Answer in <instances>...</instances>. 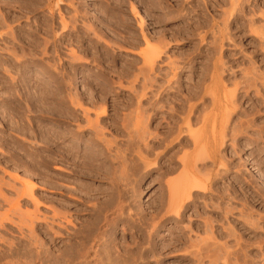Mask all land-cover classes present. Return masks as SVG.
Wrapping results in <instances>:
<instances>
[{
    "label": "rangeland",
    "instance_id": "rangeland-1",
    "mask_svg": "<svg viewBox=\"0 0 264 264\" xmlns=\"http://www.w3.org/2000/svg\"><path fill=\"white\" fill-rule=\"evenodd\" d=\"M147 57L156 61L151 68ZM140 115L147 140L139 135ZM183 137L188 143L179 144ZM199 148L202 156L195 155ZM186 163L202 174L187 173ZM194 181L206 189L175 214L179 202L170 203V186ZM30 182L37 207L26 195ZM118 193L124 204L115 209ZM104 209L138 218L119 221L102 236L103 260L94 251L70 259ZM27 211L40 219L31 229L20 223L19 213ZM4 213L0 264H34L26 253L32 239L42 245L37 250L64 255L63 264H103L108 254L104 264H226L225 250L230 264H264V0H0L1 218ZM249 223L252 229L257 223L256 231Z\"/></svg>",
    "mask_w": 264,
    "mask_h": 264
},
{
    "label": "bare ground",
    "instance_id": "bare-ground-1",
    "mask_svg": "<svg viewBox=\"0 0 264 264\" xmlns=\"http://www.w3.org/2000/svg\"><path fill=\"white\" fill-rule=\"evenodd\" d=\"M233 7H234V6H233ZM234 8H235V7H234ZM63 18H64V17H63ZM63 18H62V19H63ZM65 25H66V24H65ZM222 36H223V35H222ZM221 42H223V41L221 40ZM221 45H222V44H221ZM221 45H220V46H221ZM149 54H150V53H149ZM158 54H159V53H156V54H155V53H151V57H152V55L154 56L152 59H155V56H156V55H157L156 58H158ZM146 59H147V60H146ZM152 59H150V57L145 58V61H146V63H147L146 65H149V64L152 63V62L154 63L155 60H154V61H151ZM148 60H149V61H148ZM147 61H148V62H147ZM149 62H150V63H149ZM148 63H149V64H148ZM153 63H152V64H153ZM155 63H156V61H155ZM152 64H150V65H151L150 68L152 67ZM148 67H149V66H148ZM153 68H154V67H153ZM153 68H152V69H153ZM152 69H151V70H152ZM175 73H176V72H175ZM173 75H174V73H173ZM175 75H176V74H175ZM205 95H206V94H205ZM143 97H145V96H142V98H143ZM75 99H76V98H75ZM203 99H204V97H203ZM207 99H208V98H207ZM212 100H213V99H211V101H212ZM76 101H78V99H76ZM141 102H142V101H141ZM211 103H212V102H211ZM151 105H152V103H151ZM153 105H154V103H153ZM187 105H188V104H187ZM185 106H186V105H185ZM188 106H189V105H188ZM203 106H204V105H203ZM206 107H208V106H206ZM182 108H183V107H182ZM185 108H188V107H184V109H185ZM195 108H196V107H195ZM197 108H198V107H197ZM144 109H145V108H144ZM196 110H197V109H196ZM187 111H189V110H187ZM182 112H184V110H183ZM196 112H197V111H196ZM201 112H202V111H201ZM227 112H228V111H227ZM184 113L186 114V110H185ZM190 114H191V113H190ZM192 114H193V112H192ZM175 115H176V114H175ZM187 116H188V114H187ZM190 116H191V115H190ZM229 116H230V114H229ZM195 117H196V116H195ZM195 117H194V118H195ZM203 117H204V116H203ZM140 118H141V115H140ZM173 118H174V117H173ZM190 118H191V117H190ZM197 118H198V117H197ZM201 118H202V114H201ZM227 118H228V116H227ZM138 119H139V118H138ZM141 119H142V118H141ZM141 119L138 121L139 126H142V127H139V129H141V128L144 127V130H143V131L140 130V133L137 131L136 133H139L140 137H141V138H144L145 135H146L145 132H147L148 130H146V125H145L146 123H143V119H142V120H141ZM229 119H230V118H229ZM194 120H195V119H194ZM198 120H199V119H198ZM88 121H89V119H88ZM196 121H197V120H196ZM196 121L194 122L195 124H197ZM225 121L227 122L228 120L226 119ZM96 122H97V121H96ZM183 122H184V121H183ZM199 122H200V120H199ZM138 123H137V124H138ZM173 123H174V122H173ZM188 123H189V122H188ZM188 123H187V124H188ZM89 124H90V123H89ZM140 124H141V125H140ZM189 124H191V123H189ZM143 125H145V126H143ZM193 125H194V124H193ZM203 125H204V124H203ZM92 126H93V125H92ZM137 126H138V125H137ZM171 126L173 127L174 125H171ZM171 126H170V127H171ZM194 126H195V125H194ZM208 126H209V125H208ZM224 126H225V128H226L227 125H224ZM170 127H169V128H170ZM180 127H181V126H180ZM190 127H191V126H190ZM227 127H228V126H227ZM184 128H186V130H183V131H186V132L189 131V130H187L188 127H184ZM184 128H183V129H184ZM191 128H192V127H191ZM191 128H190V131H192ZM225 128H224V130H226ZM91 129H92V128H91ZM139 129H138V130H139ZM181 129H182V128H181ZM200 129H201V128H200ZM169 130H170V129H169ZM169 130H168V131H169ZM193 130H194V132H195L196 129L193 128ZM197 130H198V129H197ZM213 130H214V129H213ZM236 130H238V129H236ZM171 131H172V130H171ZM174 131H175V130H174ZM198 131H199V130H198ZM98 132H101V133H98L99 135L102 134V131H98ZM194 132H193V133H194ZM196 132H197V131H196ZM196 132H195V134H196ZM225 132H226V131H225ZM236 132H238V131H236ZM236 132H235V133H236ZM82 133H83V131H82ZM136 133H135V137H136ZM148 133H149V132H147V134H148ZM170 133H171V132H170ZM181 133H182V132H181ZM183 133H184V132H183ZM197 133H199V132H197ZM223 133H224V132H223ZM235 133H234V135H235ZM62 134L65 135V133H62ZM62 134H61V137H62ZM144 134H145V135H144ZM167 134H168V133H167ZM224 134H226V133H224ZM133 135H134V134H133ZM137 135H138V134H137ZM148 135H149V134H148ZM172 135H173V134H172ZM172 135H171V136H172ZM185 135H186V134H185ZM187 135H188V134H187ZM187 135H186V136H187ZM237 135H238V133H237ZM102 136H103V135H102ZM164 136H165V138H166V135H164ZM175 136H176V135H175ZM61 137H60V135H59V138H61ZM103 137H104V136H103ZM138 137H139V136H138ZM167 137H169V135H168ZM176 137H177V136H176ZM188 137H189V136H188ZM223 137H224V136H223ZM136 138H137V137H136ZM146 138H147V137H145V139H146ZM165 138H164V139H165ZM190 138H191V137H189L188 139L190 140ZM93 139H94V138H93ZM93 139H92V140H93ZM96 139H98V138H96ZM96 139H94V141H95ZM132 139H134V137H133ZM132 139H131L130 141H132ZM160 139H161V138H160ZM162 139H163V137H162ZM178 139H179V138H178ZM188 139H186L185 137L181 138L180 141H179V144H186V143H188ZM191 139H192V140H191V141H192L191 143H194V142L196 143V141H202V137L194 138V140H193V138H191ZM59 140H60V139H59ZM62 140H63V139H62ZM62 140H61V141H62ZM101 140H102V139H101L100 136H99V140H96L95 142H97V141L101 142ZM105 140H106V139H105ZM142 140L144 141V139H141V140H140V138H139V140L137 139L138 142H139V141L142 142L141 145H143V141H142ZM146 140H147V139H146ZM171 140H172V139H171ZM176 140H177V139H176ZM212 140H213V139H212ZM224 140H225V139H224ZM161 141H162V140H161ZM163 141L166 142V141H167V138H166V140H163ZM174 141H175V140H173L172 142H174ZM184 141H185V143H184ZM193 141H194V142H193ZM213 141H214V140H213ZM62 142H63V141H62ZM75 142L77 143V142H79V140L75 138ZM91 142H93V141H91ZM135 142H136V141H135ZM138 142H137V143H138ZM144 142H145V141H144ZM150 142H151V141H150ZM150 142H149V143H150ZM153 142H154V141H153ZM189 142H190V141H189ZM223 142H224V141H223ZM146 143H147V142H146ZM168 143H169V142H168ZM174 143H178V142L176 141V142H174ZM200 143H201V142H200ZM103 144H104V146L106 145V143H103ZM153 144H154V143H153ZM164 144H165V143H164ZM202 144H203V143H202ZM98 145H100V143H98ZM128 145H129V147H130L129 142H128ZM166 145H167V144H166ZM166 145H165V146H166ZM172 145H173V144H172ZM172 145H171V146H172ZM190 145H192V144H190ZM92 146H93V145H92ZM104 146H103V147H104ZM106 146H108V142H107V145H106ZM132 146H133V145H131V147H132ZM144 146H145V143H144ZM144 146H143V148H144ZM146 146H147V145H146ZM146 146H145V148H146ZM155 146H156V145H155ZM185 146H187V145H185ZM185 146H184V147H185ZM193 146H194V145H193ZM198 146H199V145H198ZM201 146L203 147V145H201ZM213 146H214V145H213ZM76 147H78V145H76ZM95 147H96V146H95ZM95 147H93V148H95ZM135 147H136V146H134V149H136ZM182 147H183V146H182ZM184 147H183V148H184ZM190 147H191V146H190ZM74 148H75V147H74ZM81 148H82V147H81ZM138 148H139L140 151H141V148L139 147V145H138ZM143 148H142V151L145 150V148H144V149H143ZM176 148H177V147H176ZM180 148H181V147H180ZM186 148H187V147H186ZM72 149H73V148H72ZM202 149H203V148H202ZM202 149H201V150H202ZM69 150H71V147H70ZM78 150H79V149H78ZM91 150H92V149H91ZM96 150H98V149H96ZM96 150H95V151H96ZM136 150H138V149H136ZM146 150H147L148 152H150V151L152 150L151 145H150V146H147ZM146 150H145V151H146ZM179 150H180V149H178L177 151H179ZM182 150H183V149H182ZM197 150H198V149H197ZM203 150H204V149H203ZM72 151H74V150H72ZM133 151H134V150H133ZM142 151H141V152H142ZM177 151H176V152H177ZM68 152H69V151H68ZM70 152H71V151H70ZM70 152H69V153H70ZM75 152H76V151H74V153H75ZM151 152H153V151H151ZM197 152L199 153L200 156H202V154H200V153H201V152H200V148H199L198 151H196V154H195V155H197ZM71 153H72V152H71ZM81 153H82V152H81ZM85 153H86V152H85ZM87 153H88V152H87ZM87 153H86V154H87ZM89 153H91V152H89ZM89 153H88V154H89ZM133 153L135 154V152H133ZM138 153H139V151H138ZM138 153H136V154H138ZM72 154H73V153H72ZM72 154H68V155L70 156V155H72ZM77 154H78V151H77ZM77 154H74V155H77ZM82 154H84V153H82ZM142 154H144V153H142ZM145 154H146V152H145ZM145 154H144V155H145ZM102 155H103V154H102ZM81 156H82V155H81ZM84 156H85V155H84ZM90 156H92V154L89 155V159L91 158ZM96 156H99V153H98V155L96 154ZM116 156H117V155H116ZM130 156H132V155H130ZM140 156H141V154H140ZM142 156H143V155H142ZM142 156H141L140 158H142ZM86 157H87V156H86ZM124 157H125V156H124ZM124 157H123V158H124ZM136 157H137V156H135V158H136ZM147 157H148V156H147ZM147 157H146V158H147ZM190 157H191V156H190ZM197 157H198V156H197ZM197 157H195V158H197ZM76 158H77V157H76ZM78 158H79V157H78ZM82 158H84V157L82 156ZM100 158H101V157H100ZM115 158H118V156L115 157ZM115 158H114V159H115ZM125 158H126V157H125ZM130 158H131V157H130ZM143 158H144V156H143ZM143 158H142V159H143ZM185 158H186V157H185ZM187 158H188V157H187ZM200 158H201V157H200ZM73 159H74V158H73ZM84 159H85V158H84ZM92 159H95V158L92 157ZM144 159H145V158H144ZM179 159H184V157H183V158L180 157ZM201 159H202V160H200L201 163H202V161H205V159H204V160H203V158H201ZM75 160H76V159H75ZM75 160H74V161H75ZM85 160H86V159H85ZM90 160H91V159H90ZM116 160H117V159H116ZM118 160H120V159H118ZM122 160H123V159H122ZM124 160H125V159H124ZM135 160L137 161L138 159L136 158ZM140 160H141V159H139L138 161H140ZM184 160H187V159H184ZM96 161H97V160L95 159V162H96ZM99 161H100V160H99ZM136 161H135V162H136ZM138 161H137V163H139ZM173 161H174V160H173ZM187 161H188V160H187ZM76 162H77V160H76ZM76 162H75V163H76ZM81 162H82V161H81ZM91 162H93V161L91 160ZM91 162L89 161L90 164H91ZM140 162H141V161H140ZM142 162H143V161H142ZM79 163H80V162H79ZM83 163H85V161H84ZM83 163H82V165H83ZM119 163H121V162H119ZM148 163H149V162H148ZM192 163H193V162H192ZM192 163H190V164H189V163H188V164L186 163V165H185V169L189 170V171H187V173H190V175H191V172L193 171V169H195V171L198 170V169L196 170L195 165H193ZM201 163H200V164H201ZM77 164H78V163H77ZM92 164H93V163H92ZM142 164H144L145 166L147 165L146 163H142ZM150 164H151V163H150ZM154 164H156V163L154 162ZM176 164H177V163H176ZM82 165H78V166H82ZM84 165H85V164H84ZM84 165H83V166H84ZM93 165H94V164H93ZM134 165H135V164H134ZM139 165H140V163H139ZM144 165H143V166H144ZM148 165H149V164H148ZM118 166H119L120 169H121V166H120V165H118ZM143 166H142V168H143ZM150 166H151V165H150ZM150 166H146V167H150ZM173 166H174V165H173ZM183 166H184V165H183ZM204 166H205V165H204ZM128 167H129V166H128ZM139 167H141V165H140ZM139 167H138V165L136 166V168H139ZM146 167H145L144 169H146ZM178 167H179V166H178ZM194 167H195V168H194ZM79 168H80V167H79ZM91 168H92V167H91ZM130 168H131V167H130ZM130 168L127 169V170H130ZM181 168L184 170L183 167H181ZM82 169H83V168H82ZM92 169H93V168H92ZM123 169H124V167H123ZM132 169H133V171H134V167H132ZM149 169H150V168H149ZM173 169H174V168H173ZM86 170H87V169H86ZM98 170H100V169H98ZM98 170H97V171H98ZM115 170H116V169H115ZM117 170H119V169H117ZM136 170H138V169H136ZM139 170H140V169H139ZM139 170H138L137 172H141V174H142L143 169H141L142 171H139ZM174 170H175V169H174ZM176 170H177V169H176ZM79 171H80V170H79ZM82 171H83V173H84L85 169L82 170ZM124 171H125V169H124ZM131 171H132V170H131ZM185 171H186V170H184L183 172L185 173ZM117 172H118V171H117ZM129 172H130V171H129ZM193 172H194V171H193ZM85 173H86V171H85ZM96 173H97V172H96ZM98 173H99V172H98ZM115 173H116V172H115ZM131 173L134 174V172H131ZM131 173H129L128 175H130ZM143 173H144V172H143ZM145 173H146V172H145ZM200 173H201V171H200ZM200 173L197 171V174H198V175L196 174V176H199ZM78 174H79V173H78ZM86 174L89 175V172L86 173ZM86 174H85V175L83 174V175L86 176ZM117 174H118V173H117ZM149 174H150V173H149ZM201 174H202V173H201ZM201 174H200V175H201ZM216 174H219V173H216ZM79 175H82V174L80 173ZM83 175H82V176H83ZM88 175H87V176H88ZM128 175H126L127 178H128ZM134 175H135V174H134ZM179 175H181V173H180ZM179 175H178V178H180L181 176H183V174H182L181 176H179ZM212 175H213V174H212ZM89 176H91V175H89ZM98 176H99V174H98ZM132 176H133V175H132ZM192 176H193V175H192ZM192 176H191V178H192ZM216 176H217V175H216ZM216 176H215V177H216ZM112 177H113V176H112ZM129 177H131V176H129ZM135 177L137 178V176H135ZM139 177H140V176H139ZM139 177H138V178H139ZM185 177H186V178H185ZM185 177H181V178L187 179L188 175H186ZM200 177H201V176H200ZM213 177H214V176H213ZM14 178H15V177H14ZM18 178H19V177H17V179H18ZM96 178H97V177H96ZM136 178H135V179H136ZM138 178H137V179H138ZM189 178H190V177H189ZM189 178H188L187 180H188V181H191V180H189ZM115 179H116V178H114V179L112 178V181L115 180ZM130 179H131V178H130ZM130 179H129V180H130ZM174 179H175V178H174ZM174 179H173V180H174ZM211 179H212V178H211ZM117 180H118V178H117ZM117 180H116V181H117ZM119 180H120V179H119ZM126 180H128V179H126ZM126 180H125V181H126ZM129 180H128L127 182H129ZM197 180H199V179H197ZM120 181H121V180H120ZM137 181H138V180H137ZM137 181H136V182H137ZM185 181H186V180H185ZM118 182H119V181H118ZM195 182H196V181H194V184H191V185L187 184V185H189V187H183V188L181 187L182 185L180 186V187H181V188H180V187H177V185H175L174 182H173V183L171 182L173 186H170V189H169V190H170V194H169V195H171V197H170V199H169V200H170V203L173 204V203H176L177 201L179 202V205L176 203V205H177V208H176L177 212H176L175 209H174L175 211L171 210V211L175 212V214H178V211H179V208H181V204H182V202H185L186 199H189L190 197L192 198V196H193L192 194H193L194 192H201L202 189H206V186L202 185V183H199V182H198V183H197V182L195 183ZM167 183H170V182H167ZM167 183H166V184H167ZM134 184H135V183H134ZM205 184H206V182H205ZM209 184L211 185V183H209ZM30 185H31V188H30L29 192H28L26 195L28 196L27 198H29L28 200H31V202H33V203L35 204V206L37 207V206L39 205V203H40V200H39L38 198H36V197L33 195V189H34L35 185H34V184H31V182H30ZM168 185H170V184H167L166 186H168ZM183 185H184V184H183ZM184 186H185V185H184ZM118 187H119V186H118ZM133 187H134V186H133ZM208 187H209V186H208ZM135 188H136V187H135ZM135 188H134V189H135ZM167 188H168V187H167ZM167 188H166V189H167ZM115 189H116V188H114V190H115ZM117 189H118V188H117ZM136 189H138V188H136ZM199 189H200L201 191H200ZM92 190H93V189H92ZM210 190H211V188H210ZM119 191H120V190H119ZM119 191H116V192H119ZM203 191H205V190H203ZM113 192H114V191H113ZM113 192H112V194H113ZM132 192H133V191H132ZM135 193H137V192H135ZM135 193H134V195H136ZM201 193H202V192H201ZM22 194H24V193H22ZM160 194H161V193H160ZM166 194L168 195V193H166ZM197 194H198V193H197ZM110 195H111V194H110ZM115 195H116V193H115ZM129 195H130V194H129ZM162 195H163V194H162ZM169 195H168V196H169ZM163 196H164V195H163ZM195 196H196V195H195ZM110 197H113V196L111 195ZM131 197H132V193H131ZM196 197H197V196H196ZM122 198H123V196L121 195V193H118L117 196H114L112 199L110 198V199L112 200V203H111V204H114V208H115V209H116V208H119V207H115L117 204L119 205L121 202L123 203L124 200L122 201ZM167 198H168V197H167ZM19 199H20V198H19ZM19 199H18V200H19ZM133 199H134V198H133ZM162 199H164V198H162ZM162 199H161V201H162ZM193 199H194V198H193ZM12 200H14V199H11V202H12ZM176 200H177V201H176ZM191 200H192V199H191ZM126 201H127V199H126ZM126 201H125V202H126ZM175 201H176V202H175ZM187 201H188V200H187ZM189 201H190V199H189ZM194 201H195V200H194ZM109 202H110V200H109ZM192 202H193V201H192ZM14 203H16L17 208L19 209L20 206H19V204H18L17 199H16V201H15ZM170 203H169V204H170ZM107 204H109V203H107ZM115 204H116V205H115ZM123 204H124V203H123ZM126 204H127V203H125V205H126ZM130 204H132V203H130ZM169 204H168V205H169ZM184 204H185V203H184ZM13 205H14V204H13ZM120 205H121V204H120ZM132 205H133V204H132ZM132 205H131V206H132ZM162 205H163V203H162ZM110 206H113V205H110ZM110 206H109V208H110V212H111V209H112V208H111ZM163 206H164V205H163ZM183 206L186 207L187 205L185 204V205H183ZM228 206H229V205H228ZM12 207H13V206H12ZM14 207H15V206H14ZM103 207L105 208V207H106V204H105V206H103ZM103 207H102V208H103ZM170 207H171V205H170ZM173 207H174V206H173ZM109 208H107V210H108ZM114 208H113V209H114ZM136 208H137V207H136ZM162 208H163V207H162ZM162 208H161V209H162ZM230 208H231V207H230ZM105 209H106V208H105ZM105 209H104V211H101V213H100L98 216L96 215L97 218L95 219L94 222H92V225H91L88 229L85 228L86 231H83V232H85V233H84L83 235L81 234V235H82V238H81V239H82L81 246H78V245H77L78 247H80V249H78V250H76V251H74V252L69 251V252H70V257H69V258H70V259H73V258H75V257H77V256H78V258L80 257V258H83V259H84V258H86V257H89V256H86L88 252H90V251H94V252L96 253V257H101V259L103 260V255H102V254H104V253H102V252H103L102 245H103L104 243L99 242V244H98L97 242L100 241V240L102 239V236H103L104 234H106L107 232L114 231V230L117 228L116 226H117V224H118L119 221H124L125 219H128V220L130 219V220H132L133 217H134V216H133L132 218L129 217L132 213H130V215L128 216V215H127L128 212H127V213H126V212L123 213V211H122V212H119V211H118L119 209L116 210V211H118L119 213L116 212L117 214H114V213L112 212L114 215H112V216H108L107 214L103 213V212H106ZM113 209H112V210H113ZM168 209H169V208H168ZM172 209H173V208H172ZM232 209H233V208H232ZM232 209H231V210H232ZM19 210H20V209H19ZM101 210H102V209H101ZM121 210H122V209H121ZM121 210H120V211H121ZM234 210H235V208L233 209V211H234ZM13 211H14V210H13ZM20 211H21V210H20ZM20 211H18V212H20ZM99 211H100V210H99ZM114 211H115V210H114ZM129 212H130V211H129ZM141 212H142V211H141ZM222 212H223V211H222ZM237 212H238V211H237ZM15 213H16V211H15ZM25 213H26V214H23L22 212L19 213V215H20V223H21L22 225H24V226H28V227L31 229V228H33V224H34L35 220H39V221H40V219H39L38 216H36V214H37L36 211H35V212L27 211V212H25ZM98 213H99V212H98ZM112 213H111V214H112ZM125 213H126L127 216H123V214H125ZM136 213H137V212H136ZM235 213H236V212H235ZM240 213H242V210H241ZM243 213H245V212H243ZM248 213H249V212H248ZM252 213H253V211H252ZM4 214H5V213H4ZM16 214H18V213H16ZM56 214H57V213H54V215H56ZM224 214H225V212H224ZM238 214H239V212H238ZM246 214H247V212H246ZM249 214H251V212H250ZM19 215H18V216H19ZM24 215H25V216H24ZM133 215H134V214H133ZM136 215H138V214H135V217L138 218ZM179 215H180V213H179ZM227 215H228V214H227ZM243 215H244V214H243ZM256 215H258V214H256ZM1 216H2V215H0V220L3 219V218L8 219L7 216H9V215L5 214V215H3L2 218H1ZM52 216H53V215H52ZM140 216H141V215H140ZM169 216H170V215H169ZM225 216H226V215H225ZM225 216H224V217H225ZM241 216H242V215L240 214V217H241ZM247 216H249V215L247 214ZM247 216H246V217H247ZM251 216H252V215H251ZM261 216H262V215H261ZM261 216H260L259 219H261ZM56 217H58V216L56 215L55 218H56ZM135 217H134V218H135ZM143 217H144V216H143ZM224 217H223V218H224ZM232 217H233V216H232ZM254 217H255V215H254ZM258 217H259V216H257V218H258ZM45 218H46V217H45ZM45 218H44V219H45ZM51 218H52V220H54V219H53L54 217H51ZM59 218H60V217H59ZM141 218H142V217H141ZM170 218H171V217H170ZM234 218H235V217H234ZM242 218H243V216H242ZM247 218H248V217H247ZM247 218H246V219H247ZM252 218H253V217H252ZM252 218H251L250 220H249V219H248V220L251 221ZM60 219H61V218H60ZM142 219H143V218H142ZM144 219H145V218H144ZM144 219H143V221L145 222ZM225 219H226V217H225ZM235 219H236V218H235ZM239 219L241 220V218H239ZM244 219H245V216H244V218H243L242 220H244ZM130 220H129V221H130ZM133 220H134V219H133ZM133 220H132V221H133ZM136 220H137V219H136ZM147 220H149V218H148ZM233 220H234V219H233ZM236 220H237V219H236ZM253 220H256V219L253 218ZM257 220H258V219H257ZM54 221H55V220H54ZM68 221H70V220H68ZM129 221H128V222H129ZM137 221H138V220H137ZM164 221H166V220H164ZM228 221H230V220H228ZM238 221H239V220H238ZM238 221H237V222H238ZM245 221H246V220H245ZM70 222H71V221H70ZM124 222H126V221H124ZM134 222H135V221H134ZM146 222H148V221H146ZM146 222H145V224H146ZM232 222H233V221H232ZM239 222H240V221H239ZM239 222H238V223H239ZM242 222H244V221H242ZM254 222H255V221H254ZM256 222H257V221H256ZM258 222H259V221H258ZM14 223L16 224V222H14ZM37 223H38V222H37ZM142 223H143V222H142ZM151 223H152V222H151ZM240 223H241V222H240ZM244 223H245V222H244ZM251 223H253V221H251ZM39 224H40V223H39ZM59 224H62V221H61V223H59ZM131 224H132V223H131ZM136 224H137V222H136ZM147 224L150 225V223H147ZM147 224H146V225H147ZM242 224H243V223H242ZM256 224H257V223H256ZM256 224L254 223L255 226H256ZM259 224H260V223H259ZM0 225H3V224H2V221H0ZM128 225H129V224H128ZM137 225H139V223H138ZM146 225H145V226H146ZM246 225H247V224H246ZM251 225H252V224H251ZM254 225H253V229H252L251 226H250V223H249V227L251 228V229H250L251 231H252V230H253V231L255 230ZM140 226H141V225H140ZM142 226H144V225L142 224ZM239 226H240V225H239ZM244 226H245V225H244ZM257 226H258V225H257ZM257 226H256V228H258ZM147 227H148V226H147ZM151 227H152V225H150V228H151ZM153 227H154V226H153ZM225 227H226V226H225ZM230 227H231V225H230ZM66 228H67V227H66ZM223 228H224V226H223ZM235 228H236V227H235ZM235 228H233V229H235ZM246 228H248V226H247ZM85 229H83V230H85ZM141 229H143V228H141ZM145 229H146V228H145ZM151 229H152V228H151ZM151 229H150V230H151ZM237 229H238V227H237ZM237 229H236L235 231H238ZM150 230H149V232H150ZM224 230H225V228H224ZM226 230H227V229H226ZM144 231H145V230H144ZM246 231H247V230H246ZM246 231H245V232H246ZM248 231H249V230H248ZM255 231H256V230H255ZM80 232H81V231H80ZM83 232H81V233H83ZM219 232H221V231H219ZM222 232H223V231H222ZM224 232H225V234L227 233L226 231H224ZM231 232L233 233L232 229H231ZM154 233H155V231H154ZM111 234H112V233H111ZM147 234H148V233H147ZM77 235H78V233H77ZM77 235H76V237H78ZM106 235H107V234H106ZM106 235H105V236H106ZM234 235L236 236L235 233H234ZM105 236H104V237H105ZM230 236H232V235H230ZM107 237H108V236H107ZM149 237H150V236H149ZM109 239H110V238H109ZM109 239H108V240H109ZM238 239H239V237H238ZM238 239H237V240H238ZM108 240H105V241H108ZM206 240H209V241H210V239H206ZM214 240H215V238H214ZM214 240H213V241H214ZM237 240H236V241H237ZM239 240H240V239H239ZM31 241H33L34 244H33V248H32V244H30V243L28 242V243L30 244L31 247H30L29 249L27 248V249H28V252H26V253L28 254V255H27V256H28V257H27V259H28L27 263H34V264H35L36 262H39L40 264H61V263H62V261H63L62 258H64V255H63L62 258H61V255H62V254H61L60 257H59V256H57V255L55 256L54 254H50V253L47 252V251L45 252V250H44V252H42V250H37V248H41V249H43V248H42V245H41V247H38V246H40L41 243H40L39 241H38V242H39L40 244H39V243H35V241H34L33 239H32ZM79 241H81V240H79ZM149 241H150V239H149ZM36 242H37V239H36ZM109 242H110V241H109ZM238 242H239V241H238ZM263 242H264V241H263ZM31 243H32V242H31ZM107 243H108V242H107ZM110 243H111V242H110ZM207 243H208V242H207ZM212 243L216 245L217 242H212ZM137 244H138V243H137ZM137 244H136V245H137ZM223 244H225V243H223ZM104 245H107V246H105L106 248L104 247V248L107 250V248H108V244H104ZM104 245H103V246H104ZM140 245H142V244H140ZM140 245H138V247H139ZM197 245H200V243H199V244L197 243ZM203 245H206V244L204 243ZM215 245H214V246H215ZM260 245H261V244H260ZM44 246H45V245H44ZM44 246H43V247H44ZM217 246H220V245L217 244ZM226 246H227V245L225 244V247H226ZM241 246H242V244H241ZM261 246H262V245H261ZM75 247H76V246H75ZM95 247H96V248H95ZM138 247H137V248H138ZM141 247L143 248V246H141ZM141 247H140V249H141ZM163 247H165V245H164ZM205 247H206V246H205ZM207 247H208V246H207ZM211 247H212V248H215L216 246L213 247V245H211ZM223 247H224V246H223ZM223 247L221 246L220 249H222ZM70 248H71V247H70ZM72 248H73V246H72ZM216 248H217V247H216ZM216 248H215V250H216ZM199 249H200L201 252H204V250H203L204 248H203V249L199 248ZM226 249H228V248H226ZM238 249H239V248H238ZM46 250H47V249H46ZM202 250H203V251H202ZM211 250H213V249H211ZM215 250L212 251V255H215V253H214ZM223 250H224V249H223ZM223 250H222V251H223ZM239 250H240V249H239ZM67 251H68V250H66V252H67ZM242 251H243V250H242ZM242 251H239L240 255H242V254H241ZM141 252H142V251H141ZM198 252H199V251H198ZM201 252H200V254H201ZM207 252H209V251H207ZM224 252H225V255H224V261H225L226 264H230V263H229V260H228V259H229V254H230V253L228 252V250H227V251L225 250ZM243 252H244V251H243ZM95 253H94V255H93V258H94V256H95ZM106 253H107V251H106ZM108 253H109V251H108ZM108 253H107V254H108ZM144 253H145V252H144ZM213 253H214V254H213ZM237 253H238V252H237ZM67 254H69V253L67 252ZM91 254H93V253H91ZM107 254H106V255H107ZM244 254H245V253H244ZM244 254H243V255H244ZM89 255H90V254H89ZM197 255H198V254H197ZM204 255H205V254H204ZM204 255H203V256H204ZM206 255H207V254H206ZM245 255H246V254H245ZM65 256H66V253H65ZM91 256H92V255H91ZM91 256H90V257H91ZM104 256H105V254H104ZM107 256H109V254H108ZM107 256H106V259H107ZM96 257H95V258H96ZM109 257H110V256H109ZM115 257H116V256H115ZM135 257H136V256H135ZM135 257H134V258H135ZM141 257H142V256H141ZM205 257H206V256H205ZM215 257H216V255H215ZM215 257H214V258H215ZM217 257H218V256H217ZM116 258H117V257H116ZM197 258H198V256H197ZM200 258H202V261L206 259V258L204 259L203 257H201V255H200ZM219 258H220V257H219ZM245 258H246V256H245ZM66 259H67V257H66ZM66 259H64L65 262H67V261L70 262V261H71V260H69V259H67V260H66ZM90 259H91V258H89L88 260H90ZM98 259H100V258H98ZM106 259H105L104 263H106ZM136 259H137V258H136ZM208 259H209V258L207 257L206 260H208ZM86 260H87V259H86ZM94 260H95V259H94ZM107 260L109 261L110 259H107ZM111 260H113V259L111 258ZM141 260H142V258H141ZM214 260H215V259H214ZM216 260L218 261L217 258H216ZM216 260H215V262H216ZM251 260H252V259H251ZM72 261H73V260H72ZM75 261H76V259H75ZM81 261H82V260H81ZM92 261H93V260H92ZM100 261H101V260H100ZM117 261H118V260H117ZM126 261H127V260H126ZM135 261H136V260H135ZM137 261H138V260H137ZM199 261H200V260H199ZM209 261H210L209 263H211L213 260H210V259H209ZM88 262H89V261H88ZM93 262H95V261H93ZM139 262H140V261H139ZM24 263H25V262H24ZM39 263H38V264H39ZM104 263H103V264H104ZM107 263H108V262H107ZM213 263H214V262H213ZM22 264H23V262H22ZM62 264H63V263H62ZM68 264H69V263H68ZM87 264H88V263H87ZM91 264H92V263H91ZM95 264H96V263H95ZM100 264H102V263H100ZM109 264H110V263H109ZM113 264H114V263H113ZM117 264H118V263H117Z\"/></svg>",
    "mask_w": 264,
    "mask_h": 264
}]
</instances>
